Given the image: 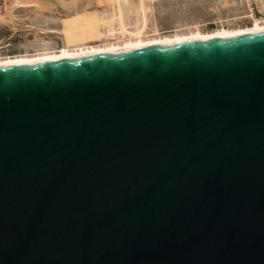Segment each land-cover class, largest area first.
Wrapping results in <instances>:
<instances>
[{
  "label": "water",
  "instance_id": "95a60500",
  "mask_svg": "<svg viewBox=\"0 0 264 264\" xmlns=\"http://www.w3.org/2000/svg\"><path fill=\"white\" fill-rule=\"evenodd\" d=\"M0 264H264V32L1 66Z\"/></svg>",
  "mask_w": 264,
  "mask_h": 264
},
{
  "label": "rangeland",
  "instance_id": "374dc122",
  "mask_svg": "<svg viewBox=\"0 0 264 264\" xmlns=\"http://www.w3.org/2000/svg\"><path fill=\"white\" fill-rule=\"evenodd\" d=\"M0 0V55L34 53L45 45H73L75 31L86 43L157 37L199 28L252 25L264 16V0ZM4 16V17H3ZM84 18H88L84 21Z\"/></svg>",
  "mask_w": 264,
  "mask_h": 264
},
{
  "label": "bare ground",
  "instance_id": "6f19581e",
  "mask_svg": "<svg viewBox=\"0 0 264 264\" xmlns=\"http://www.w3.org/2000/svg\"><path fill=\"white\" fill-rule=\"evenodd\" d=\"M17 3H20V1L18 2L17 0ZM87 20L88 18H84V21ZM254 20L255 22L252 25L245 27L226 28L223 26L211 31H201L199 28H196L184 32H177L171 35H161L157 37H142L139 35L134 38L121 39L116 42L104 41L100 44L81 41L90 36H98L97 34H91L88 30L80 32L75 31L70 37L72 38L73 45H70L69 47L64 46L60 48H53L45 45L40 49H35L34 53L27 52L26 54L17 56L0 55V67L42 61L71 59L111 52L264 32V16Z\"/></svg>",
  "mask_w": 264,
  "mask_h": 264
}]
</instances>
